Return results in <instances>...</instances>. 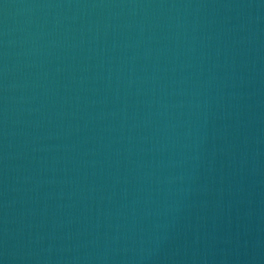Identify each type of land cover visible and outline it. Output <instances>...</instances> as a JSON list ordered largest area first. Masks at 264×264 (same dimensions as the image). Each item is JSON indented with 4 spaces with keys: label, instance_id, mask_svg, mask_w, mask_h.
<instances>
[{
    "label": "water",
    "instance_id": "water-1",
    "mask_svg": "<svg viewBox=\"0 0 264 264\" xmlns=\"http://www.w3.org/2000/svg\"><path fill=\"white\" fill-rule=\"evenodd\" d=\"M0 264H264V0H0Z\"/></svg>",
    "mask_w": 264,
    "mask_h": 264
}]
</instances>
